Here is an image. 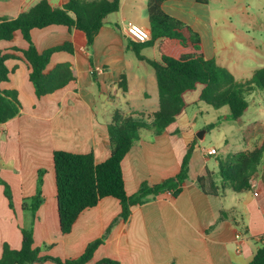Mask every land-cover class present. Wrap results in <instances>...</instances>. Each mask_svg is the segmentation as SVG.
<instances>
[{"label":"crops","instance_id":"0c3cea01","mask_svg":"<svg viewBox=\"0 0 264 264\" xmlns=\"http://www.w3.org/2000/svg\"><path fill=\"white\" fill-rule=\"evenodd\" d=\"M38 1L0 0V16L16 18ZM48 1L57 8L66 0ZM146 5L147 0H121L119 10L104 19L90 50L80 30H69L61 25L31 30L32 42L39 52L64 42H70L73 47V53L55 52L50 57L46 70L56 64L69 63L75 78L50 95L36 97L23 59L5 62L10 74L0 88L16 91L21 111L15 118L0 124V179L9 187L13 205L11 209L4 187L0 185V257L4 244L12 250L21 247L20 227L32 219L22 211V200L35 194L39 169L46 170L41 187L44 200L33 219L32 247L54 244L42 250L40 256L77 258L118 217L119 202L112 197L103 198L79 215L69 234L62 235L52 153L55 150L92 153L96 163L103 162L109 156L107 126L115 110L123 114H150L158 109L154 71L131 52L130 40L125 35L127 23L148 29ZM240 5L241 0H208L205 4L195 0H165L161 8L199 35L200 53L205 59L214 60L228 70L223 64H226L227 54L231 56L233 38L245 36L250 26L247 15L240 18L244 24H234L233 12L239 11L236 9H240ZM166 45L172 48L171 52H176L169 54L184 52L158 41L147 46L157 48V59L145 57L142 49L140 55L148 60H159ZM27 46L17 31L13 41H0V53H12L14 47L23 50ZM121 74L126 77L125 92L118 84ZM258 93L264 102V93ZM245 113L233 123L242 132L244 143L252 149L264 143V116L245 123ZM182 114L159 136L141 131L140 139L121 163L126 194L132 195L142 182L153 185L175 176L188 145L193 144L188 180L180 194L174 198L164 193L132 207L129 218L111 227L104 243L86 264H96L102 259L119 264H248L262 245L259 238L264 234V155L250 190L235 193L226 187L219 196L204 194L195 180L209 172L220 185L218 161L228 160L229 156L247 148H239L238 144L234 152L221 155L217 148L205 146L204 137L197 139L192 134L193 123L180 124ZM210 149L216 153L208 155ZM221 211L226 218L220 221ZM33 264L56 263L48 260Z\"/></svg>","mask_w":264,"mask_h":264},{"label":"trees","instance_id":"16d2710c","mask_svg":"<svg viewBox=\"0 0 264 264\" xmlns=\"http://www.w3.org/2000/svg\"><path fill=\"white\" fill-rule=\"evenodd\" d=\"M165 0H147L146 13L150 40L144 44L128 41L137 59L149 64L156 80L158 92V109L150 114L131 112L123 114L115 110L111 122L107 126L109 139V156L106 160L96 163L92 153L77 154L62 150L52 153L55 176L56 204L59 229L62 235L71 232L79 215L107 197L119 202L120 213L110 227L98 239L89 243L83 253L74 259H61L49 255L40 256L42 250L54 246L44 245L33 248L32 224L35 213L42 204V179L45 169L37 171L36 191L31 197L22 200V211L29 215L21 231V247L12 250L7 244L2 246L0 264H33L35 262L53 261L56 264H86L91 261L94 251L104 243L110 229L119 220L126 221L131 208L146 203L161 194L168 193L177 197L184 182L188 180L189 162L194 145H188L182 159L179 172L160 183L149 185L142 182L137 191L127 195L124 187L121 163L140 139V132L147 131L159 136L174 123L177 117L191 104L190 100L202 102L214 109L227 107V120H238L248 109L246 97L255 89L264 91V67L253 71L252 77L246 81H236L234 76L214 60H207L200 53L199 35L183 22L166 14L161 4ZM205 4L208 0H195ZM121 0H66L61 7H53L48 0H40L33 6L22 11L16 18L0 16V41H13L19 31L28 44L26 49L13 48V52L0 53V84L8 81L10 70L5 62L9 59H23L29 69V81L37 98L50 95L62 89L75 78L69 63H60L46 70L50 57L55 52L73 53L70 42L51 47L42 52L34 46L30 32L51 25H61L69 30L77 29L84 33L87 48L91 49L94 38L104 25L107 15L120 8ZM169 43L184 50L179 54L161 51L159 60H148L140 55L143 47L152 46L156 42ZM17 53L22 55V58ZM13 68L11 71H14ZM95 82V73L91 72ZM119 87L126 91V77L121 74ZM21 105L16 91L0 88V124L20 114ZM212 124L210 127H213ZM264 155V143L252 149L241 150L234 155V160H219L218 175L221 184L217 185L211 174L198 177L196 186L204 193L219 196L226 187L235 193H242L252 188ZM4 187V195L12 209L9 187L0 179ZM226 214L221 211L219 220ZM96 264H119V262L102 259ZM248 264H264V245H260Z\"/></svg>","mask_w":264,"mask_h":264},{"label":"rangeland","instance_id":"374dc122","mask_svg":"<svg viewBox=\"0 0 264 264\" xmlns=\"http://www.w3.org/2000/svg\"><path fill=\"white\" fill-rule=\"evenodd\" d=\"M239 8L236 9L239 11L233 12L234 24H244L240 18L247 15L250 26L245 36L233 38L231 56L227 54L224 60L226 64L223 65L227 66L236 81H246L252 77L254 70L264 67V0H241ZM245 41L252 46L246 45ZM171 49L166 45L164 51L176 53L175 51L171 52ZM131 52L133 51L131 50ZM156 52L157 48L143 47L141 54L145 57L156 58ZM258 92L264 93L263 90L255 89L251 95L246 97L249 108L243 119L245 123L253 121L258 116H264V102L260 97L262 95ZM190 102L191 104L180 117V124L190 126L193 123L192 134L196 138L198 135L204 137L205 146L217 148L221 155L234 152L238 144L239 148H250V145H246L242 140V132L239 127L227 120L226 117L229 114L227 107L214 109L202 102H196L195 97ZM212 124L214 126L210 127ZM233 157L229 156V159L234 160Z\"/></svg>","mask_w":264,"mask_h":264},{"label":"built area","instance_id":"2783aa9c","mask_svg":"<svg viewBox=\"0 0 264 264\" xmlns=\"http://www.w3.org/2000/svg\"><path fill=\"white\" fill-rule=\"evenodd\" d=\"M125 35L131 42L136 44H144L150 40L149 30L134 23L126 24ZM215 153L214 149L207 151L208 155H214ZM259 241L264 244V234L259 238Z\"/></svg>","mask_w":264,"mask_h":264},{"label":"water","instance_id":"95a60500","mask_svg":"<svg viewBox=\"0 0 264 264\" xmlns=\"http://www.w3.org/2000/svg\"><path fill=\"white\" fill-rule=\"evenodd\" d=\"M197 138H198V139H201V138H202V136L198 135V136H197Z\"/></svg>","mask_w":264,"mask_h":264}]
</instances>
